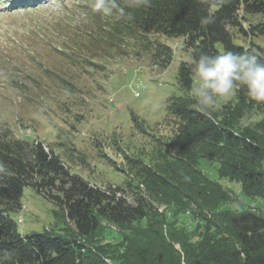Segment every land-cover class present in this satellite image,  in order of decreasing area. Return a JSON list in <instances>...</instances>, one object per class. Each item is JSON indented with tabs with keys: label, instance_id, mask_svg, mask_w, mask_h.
Wrapping results in <instances>:
<instances>
[{
	"label": "trees",
	"instance_id": "16d2710c",
	"mask_svg": "<svg viewBox=\"0 0 264 264\" xmlns=\"http://www.w3.org/2000/svg\"><path fill=\"white\" fill-rule=\"evenodd\" d=\"M7 1L28 6L41 0ZM210 7L218 8L215 23L204 28L200 17L208 15ZM126 11L131 19L93 12L97 25L90 37L101 43L110 32L122 41L134 39L146 50L155 48L153 57L163 68L173 60L174 51L168 44L152 42L151 34L183 37L191 58L201 52L217 55L229 50H248L264 58L259 45H238L234 40L235 29L246 36H264V22L244 26L248 14H264V0L223 4L153 0L150 9ZM66 55L74 58V50ZM188 61L181 62L178 72L185 94L169 101L165 118L154 129L132 116L137 131L153 142V162H147L142 151L126 152L115 140L125 164L116 168L127 174L128 188L94 184L72 172L55 147L18 137L10 128L0 129V264H109L108 259L117 264H264V216L232 207L222 182H237L249 197L264 195V117L255 128L241 124L250 109L264 113V102L253 101L241 87L236 102L221 111L199 110L189 94L194 81ZM73 150L68 152L70 160L88 163L83 152ZM100 155L113 162L107 154ZM204 159L218 163V179L201 168ZM26 188L57 205L56 216L70 227L64 232L45 229L22 234L15 214L23 208ZM157 202L167 205L170 214L159 212ZM191 206L198 226L194 231L186 226L179 230L180 217ZM104 220L123 230L121 241L96 240Z\"/></svg>",
	"mask_w": 264,
	"mask_h": 264
},
{
	"label": "rangeland",
	"instance_id": "374dc122",
	"mask_svg": "<svg viewBox=\"0 0 264 264\" xmlns=\"http://www.w3.org/2000/svg\"><path fill=\"white\" fill-rule=\"evenodd\" d=\"M91 4L89 0H41L14 6L0 0V129L10 128L18 137L55 147L72 172L94 184L128 188L127 174L116 168L125 164L115 140L126 152L142 151V157L153 162V142L137 131L132 116L150 129L165 118L169 101L185 94L178 72L181 62L191 59L190 52L183 37L149 35L152 42L168 44L174 51L173 60L163 68L153 57L155 48L146 50L134 39L122 41L108 32L98 43L90 37L97 25ZM259 22H264V14H248L244 26ZM234 33L236 44L254 42L264 49V36H246L239 29ZM73 50L74 58L68 57ZM256 51L263 53L259 48ZM86 57L91 61L83 59ZM236 100L237 95L228 101L221 99L215 110ZM263 117L261 110L250 109L241 124L255 128ZM73 148L83 152L88 163L70 160L68 152ZM102 152L113 162L101 156ZM262 167L264 170V160ZM201 168L218 179L217 162L204 159ZM222 182L232 207L264 216V195L249 197L237 182ZM22 201V210L15 214L17 220H23L18 223L22 234L45 229L64 232L70 227L62 216H56L58 206L39 192L26 188ZM155 206L170 214L167 205L157 202ZM194 211L191 206L180 217L179 230L184 226L187 231L195 230ZM121 231L104 220L96 240L116 244L121 241ZM176 248L180 246L176 244ZM107 262L117 264L111 259Z\"/></svg>",
	"mask_w": 264,
	"mask_h": 264
},
{
	"label": "clouds",
	"instance_id": "9594fccd",
	"mask_svg": "<svg viewBox=\"0 0 264 264\" xmlns=\"http://www.w3.org/2000/svg\"><path fill=\"white\" fill-rule=\"evenodd\" d=\"M209 3L210 0H201ZM225 0H218L223 4ZM153 0H93L92 11L117 20L131 19L126 9H150ZM218 8L210 7L208 15L200 17L202 27L215 23L214 13ZM188 65L193 74L194 86L191 96L199 105V110L208 112L218 107V101H228L244 87L253 101L264 102V58L254 52L226 51L217 55L201 52L198 58H191ZM2 164V162H0ZM0 171L3 167L0 166Z\"/></svg>",
	"mask_w": 264,
	"mask_h": 264
}]
</instances>
